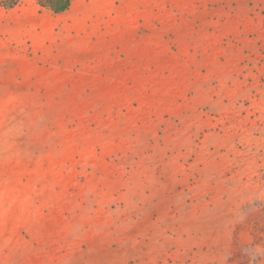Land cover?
I'll use <instances>...</instances> for the list:
<instances>
[{"label": "rangeland", "instance_id": "obj_1", "mask_svg": "<svg viewBox=\"0 0 264 264\" xmlns=\"http://www.w3.org/2000/svg\"><path fill=\"white\" fill-rule=\"evenodd\" d=\"M260 1L0 5V264L264 260Z\"/></svg>", "mask_w": 264, "mask_h": 264}, {"label": "crops", "instance_id": "obj_2", "mask_svg": "<svg viewBox=\"0 0 264 264\" xmlns=\"http://www.w3.org/2000/svg\"><path fill=\"white\" fill-rule=\"evenodd\" d=\"M259 6L264 11V0L259 2ZM249 8L245 4V11ZM258 18H251L250 15L245 14V98H248L250 103L245 102V140L263 139L264 135L258 132H252L247 128V121L250 119L251 124L261 125V118L258 112L260 101L262 98V91H264V12H260ZM250 114L254 116L251 117ZM249 120V121H250ZM248 132V133H247ZM246 149V147H245ZM255 151L259 152V148L255 147ZM259 153L264 154V148ZM244 181L242 185H244ZM244 230L245 227L242 226ZM264 264V260L260 261Z\"/></svg>", "mask_w": 264, "mask_h": 264}, {"label": "trees", "instance_id": "obj_3", "mask_svg": "<svg viewBox=\"0 0 264 264\" xmlns=\"http://www.w3.org/2000/svg\"><path fill=\"white\" fill-rule=\"evenodd\" d=\"M22 0H0V5L5 8H12ZM42 8H46L53 13H62L69 9L72 0H35Z\"/></svg>", "mask_w": 264, "mask_h": 264}]
</instances>
